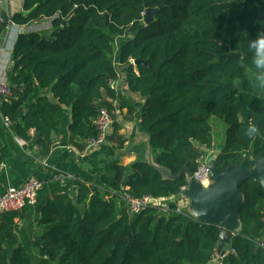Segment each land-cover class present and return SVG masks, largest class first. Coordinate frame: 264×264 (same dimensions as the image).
Listing matches in <instances>:
<instances>
[{"label": "trees", "instance_id": "trees-1", "mask_svg": "<svg viewBox=\"0 0 264 264\" xmlns=\"http://www.w3.org/2000/svg\"><path fill=\"white\" fill-rule=\"evenodd\" d=\"M146 7L158 11L144 26ZM44 18L52 19L49 33L18 36L12 96L1 103L14 133L42 156L65 108L70 142L80 151L97 133L100 109L113 118L112 151L123 148L116 112L132 108L112 87L119 80L115 56L126 68L128 91L144 101L140 124L157 165L173 175L183 167L193 173L205 157L201 146L220 150L222 171L264 150V97L249 76L254 70L264 77V70L248 47L264 32V0H23L11 23L24 27ZM7 26L0 21V34ZM212 119L225 126L217 146ZM250 124L258 128L252 137L245 134ZM125 170L113 164L101 185L81 184L74 197L54 195L42 205V234L32 244L47 263H33L19 246L11 230L19 212L0 214V264H208L216 255L218 226L191 218L175 203L165 210L150 205L131 220L117 203L123 193L180 198L186 176L163 179L142 161L128 175ZM240 190L243 230L232 238L225 264H264L263 190L251 179Z\"/></svg>", "mask_w": 264, "mask_h": 264}, {"label": "crops", "instance_id": "crops-1", "mask_svg": "<svg viewBox=\"0 0 264 264\" xmlns=\"http://www.w3.org/2000/svg\"><path fill=\"white\" fill-rule=\"evenodd\" d=\"M23 0H10L4 7L3 14L7 17V28L0 34V79L11 82L13 73L11 72L14 63L12 61V49L20 35L25 33H49L52 19H41L40 21L26 25L16 26L11 23V18L15 13L22 12ZM119 73V80L112 83L121 98L132 108L122 109L116 112V120L120 124L119 135L125 138L126 142L120 150L112 151L110 139L108 144H104L99 149L85 152L80 151L70 142L68 126L71 122L70 108L64 109V114L59 127L52 133V145L47 155L42 156L40 148L36 145L29 146V143L19 138L11 128L4 123V116L1 113L0 101V195L9 188H16L23 184L28 178H35L42 183V188L38 192L37 202L25 207L19 212V217L15 219V224L11 230L15 234L19 246L26 249L29 259L33 262L47 263L45 258L39 256L38 250L33 246L32 241L37 235L42 234L37 228L38 219L42 205L54 195H64L74 197L81 184L101 185V176L110 175L113 171V164L125 167V175L129 174L130 166L137 161H142L147 148L145 138L140 124V110L144 101L139 95L130 93L124 83L125 67H121L113 58ZM250 79L254 85L255 93L264 97V77L260 72L252 71ZM255 78V81L253 78ZM50 100L52 98L49 95ZM216 121H211V124ZM218 131H222V136L218 140L214 134V145L222 143L225 134V126L218 121ZM213 127V125H212ZM112 134V130L109 132ZM34 135L33 131L29 132ZM85 146V142H84ZM199 149L208 156L210 152L199 146ZM113 153V155H111ZM153 154V152H152ZM203 156V157H204ZM168 199H174L170 197ZM167 199L161 198L152 200V205L165 210ZM119 209L122 214H127L131 220L132 215L121 198L117 199ZM169 204V203H168ZM215 255L214 258H216ZM213 258V259H214ZM226 256L221 264H225Z\"/></svg>", "mask_w": 264, "mask_h": 264}, {"label": "water", "instance_id": "water-1", "mask_svg": "<svg viewBox=\"0 0 264 264\" xmlns=\"http://www.w3.org/2000/svg\"><path fill=\"white\" fill-rule=\"evenodd\" d=\"M157 11L158 9L145 8L144 26L154 20ZM1 18L4 22L7 20L4 14ZM20 34H22V30ZM137 63L146 64L139 60L133 62L134 65ZM8 85L12 86L11 83ZM15 88L20 89L19 86ZM109 139L110 134H108L105 144H108ZM145 142L147 151L142 162L155 169L163 179L176 180L183 174L186 176L187 188L181 192L180 199L187 202L186 213L188 216L197 221L219 227L217 257L209 261L208 264H221L222 259L230 252L232 238L243 230L238 214L244 202V195L240 187L248 179L260 184L263 190L264 207V150L256 157L244 154L239 164L227 166L222 171L217 168V157L220 150L213 151V154L207 159L211 175L207 185H202L193 179L192 173L187 167H183L176 175H173L167 169L157 165L153 160L152 149L147 136Z\"/></svg>", "mask_w": 264, "mask_h": 264}, {"label": "built area", "instance_id": "built-area-1", "mask_svg": "<svg viewBox=\"0 0 264 264\" xmlns=\"http://www.w3.org/2000/svg\"><path fill=\"white\" fill-rule=\"evenodd\" d=\"M10 0H0V21L4 6ZM12 96L11 87L8 82L0 79V101ZM4 123L9 125V121L4 117ZM97 133L95 136L85 140L84 151L89 152L93 149L102 147L107 139L109 132L112 130L113 118L106 109H100L95 120ZM207 159L199 161L196 170L192 173L193 179L202 185H207L211 175L210 168L207 164ZM42 188V183L35 178H28L23 184L16 188H9L0 195V214L7 212H21L25 207L33 205L37 202L38 192ZM187 187L182 188L184 191ZM125 203L128 212L134 216L140 213L146 207L152 205V198L143 197L140 199L133 198L130 195L123 193L120 197Z\"/></svg>", "mask_w": 264, "mask_h": 264}, {"label": "clouds", "instance_id": "clouds-1", "mask_svg": "<svg viewBox=\"0 0 264 264\" xmlns=\"http://www.w3.org/2000/svg\"><path fill=\"white\" fill-rule=\"evenodd\" d=\"M248 47L254 52L253 63L258 69L264 70V32L258 33L257 37L249 41ZM258 128L255 124H250L246 129V135L249 137L257 134Z\"/></svg>", "mask_w": 264, "mask_h": 264}, {"label": "rangeland", "instance_id": "rangeland-1", "mask_svg": "<svg viewBox=\"0 0 264 264\" xmlns=\"http://www.w3.org/2000/svg\"><path fill=\"white\" fill-rule=\"evenodd\" d=\"M5 7V6H4ZM252 78H253V76H252ZM254 80H255V78H253ZM255 81H257V80H255ZM213 120H216V121H214L213 123H212V125H213V128H214V134H215V136H216V138L218 139V140H220V138H221V136H222V131H218V121L219 120H217V119H212V121ZM213 154V152H210V154H209V157L211 156ZM208 156H205L203 159H205V158H209ZM166 204H167V206H168V203H175V204H177L178 205V207H179V209H181V210H183V209H185L186 208V206H187V202L185 201V200H183V199H180V198H174V199H167V200H165L164 201Z\"/></svg>", "mask_w": 264, "mask_h": 264}]
</instances>
